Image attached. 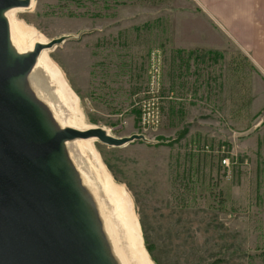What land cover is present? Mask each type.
Masks as SVG:
<instances>
[{
    "label": "rangeland",
    "instance_id": "obj_1",
    "mask_svg": "<svg viewBox=\"0 0 264 264\" xmlns=\"http://www.w3.org/2000/svg\"><path fill=\"white\" fill-rule=\"evenodd\" d=\"M185 5L34 0L13 18L43 39L75 36L47 54L83 124L147 138L91 142L131 200L144 248L140 214L162 264H264V53L235 38L178 48L206 43L203 26L193 37L180 23Z\"/></svg>",
    "mask_w": 264,
    "mask_h": 264
},
{
    "label": "water",
    "instance_id": "obj_2",
    "mask_svg": "<svg viewBox=\"0 0 264 264\" xmlns=\"http://www.w3.org/2000/svg\"><path fill=\"white\" fill-rule=\"evenodd\" d=\"M33 3L0 0V264H123L105 218L127 261L130 251L91 142L148 140L82 123L75 94L47 54L75 36L43 39L22 26L23 45L15 35L13 14Z\"/></svg>",
    "mask_w": 264,
    "mask_h": 264
},
{
    "label": "crops",
    "instance_id": "obj_3",
    "mask_svg": "<svg viewBox=\"0 0 264 264\" xmlns=\"http://www.w3.org/2000/svg\"><path fill=\"white\" fill-rule=\"evenodd\" d=\"M188 3L189 7L181 6L190 9L180 11L186 14L185 20L180 18V23L186 22L192 26L193 29L188 27L187 30L195 31L193 37L198 35L196 31L203 26L206 43L194 46L181 44L178 48L216 50L220 44L209 42L210 37L235 38L240 41L243 50L251 48L252 55L264 53V0H188Z\"/></svg>",
    "mask_w": 264,
    "mask_h": 264
},
{
    "label": "bare ground",
    "instance_id": "obj_4",
    "mask_svg": "<svg viewBox=\"0 0 264 264\" xmlns=\"http://www.w3.org/2000/svg\"><path fill=\"white\" fill-rule=\"evenodd\" d=\"M16 25L18 27L16 28L15 35L18 39V42L20 44L25 45L24 44L25 41L23 38H24V34L26 33V31L25 29H22V25H18L17 23ZM42 54H43L42 61L45 63L46 69H48L49 66L46 64V59L48 58L45 55L46 54L45 51L42 52ZM48 70L50 71L53 77L57 75L54 71H51L50 69ZM60 88L62 91L66 93L65 88L61 86ZM104 178H105V182L103 183L105 186L106 193L114 204L116 215L121 225V232L123 234L125 244L128 246L129 251H130L129 253L130 256H128V261H127L126 255L123 253L122 249L121 248L118 249V247L116 246L117 237L109 223V220L105 218L106 229L114 244L116 253L118 254L121 262L123 264H152L141 242V237L139 234V227L137 225L135 215L131 209L132 208L131 200L128 199L124 189L118 188L117 185H115L110 180V177L108 178V176L106 177L104 175ZM103 216L105 217L106 215H103ZM129 258H131V260Z\"/></svg>",
    "mask_w": 264,
    "mask_h": 264
},
{
    "label": "trees",
    "instance_id": "obj_5",
    "mask_svg": "<svg viewBox=\"0 0 264 264\" xmlns=\"http://www.w3.org/2000/svg\"><path fill=\"white\" fill-rule=\"evenodd\" d=\"M206 52H216L217 53V51H214V50H207ZM144 224H145L144 216L140 214L141 232H142L145 248H146L147 252L150 254V256H151L150 258L153 262H155L156 264H162L160 257L158 255H156L153 251V247H152L153 245L151 246V244H149V242H148L147 230H146Z\"/></svg>",
    "mask_w": 264,
    "mask_h": 264
},
{
    "label": "built area",
    "instance_id": "obj_6",
    "mask_svg": "<svg viewBox=\"0 0 264 264\" xmlns=\"http://www.w3.org/2000/svg\"><path fill=\"white\" fill-rule=\"evenodd\" d=\"M155 67V66H154Z\"/></svg>",
    "mask_w": 264,
    "mask_h": 264
}]
</instances>
